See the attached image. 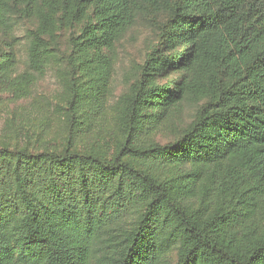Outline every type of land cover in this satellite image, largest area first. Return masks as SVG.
I'll list each match as a JSON object with an SVG mask.
<instances>
[{
  "label": "trees",
  "instance_id": "1",
  "mask_svg": "<svg viewBox=\"0 0 264 264\" xmlns=\"http://www.w3.org/2000/svg\"><path fill=\"white\" fill-rule=\"evenodd\" d=\"M38 2L0 0V30L12 9L30 15ZM42 7L32 72L49 63L46 37L56 21L71 29L73 51L97 53L112 49L149 9H163L165 18L127 99L126 138L112 160L70 149L0 148V264H159L178 242L179 264H264V0H43ZM7 49L0 52V94L25 97L33 76H15ZM167 70L183 71L181 82L152 88L151 78ZM188 93L204 100L189 128L173 143L148 144L152 123ZM187 164L210 172L207 218L153 175ZM141 204L127 236L102 244Z\"/></svg>",
  "mask_w": 264,
  "mask_h": 264
},
{
  "label": "rangeland",
  "instance_id": "2",
  "mask_svg": "<svg viewBox=\"0 0 264 264\" xmlns=\"http://www.w3.org/2000/svg\"><path fill=\"white\" fill-rule=\"evenodd\" d=\"M42 4L43 0H39L38 7L30 15L12 9L7 14L5 28L0 30V52L8 48L16 57L15 76L24 73L33 76L25 97L0 94V148L58 153L70 149L112 160L126 138L127 99L139 80L147 54L157 42L165 13L163 9H149L140 14L112 49L97 53L73 51L71 29L56 21L54 31L46 37L52 51L49 63L44 71L32 72L30 56L34 34L42 23ZM81 26L77 27L76 36H79ZM70 58L74 68L68 61ZM183 76V71L176 70L158 73L151 78V87L172 90ZM72 84L76 88L75 117L80 122L73 128L76 140L70 136ZM101 90H104L102 97L94 95ZM203 103L202 97L186 94L168 115L152 123L146 138L148 144L164 145L179 139ZM127 160L140 165L133 159ZM153 175L162 182H169L176 199L188 211L198 212L206 218L212 213L214 201L209 191L210 172L187 164L166 166L153 171ZM144 210L145 204L137 206L122 225L104 236L102 244L125 238L139 222ZM181 257L182 244L178 242L159 264H179ZM99 259L100 255L96 256L94 263Z\"/></svg>",
  "mask_w": 264,
  "mask_h": 264
}]
</instances>
